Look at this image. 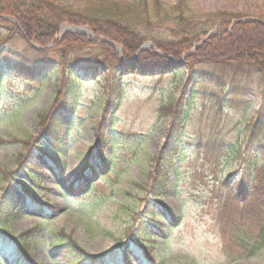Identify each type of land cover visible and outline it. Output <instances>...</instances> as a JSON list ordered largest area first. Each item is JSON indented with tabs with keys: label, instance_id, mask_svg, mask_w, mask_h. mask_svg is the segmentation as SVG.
Here are the masks:
<instances>
[{
	"label": "rangeland",
	"instance_id": "1",
	"mask_svg": "<svg viewBox=\"0 0 264 264\" xmlns=\"http://www.w3.org/2000/svg\"><path fill=\"white\" fill-rule=\"evenodd\" d=\"M47 1L80 12L90 3H111L115 7L136 0ZM137 1L148 2L151 17L138 27L147 37L138 52L151 49L161 55L150 38L171 39L175 22L169 18L156 22L152 5L158 3V12L166 13L177 0ZM187 1L190 12L203 18L216 10L225 17L226 12L243 19L264 17V0ZM20 31L14 18L0 16L1 66L17 56L29 58L28 66L34 64L30 45H37L22 39ZM64 33L85 35L94 44L111 45V40L94 35L86 25L61 24L54 39ZM50 46L52 43L45 45ZM111 46L125 70L118 74L115 87L106 90L98 86L94 75H77L78 80L67 91L72 110L69 123L64 126V140L55 153L46 143L32 146V139L40 135L41 129L36 113L66 94L61 73L55 69L46 73L45 67L43 75L31 81L13 72L0 73V264H31L18 259L2 234L4 229L14 236L30 232L29 250L36 264H72L64 259V245L70 242L88 255L73 264H264V243L254 254L244 256L228 237L232 226L229 216L254 235L261 226L252 217L259 212L255 200L234 201L240 169L225 155L197 149L198 140L205 143L210 138L228 147L243 142L244 126L264 100L262 85L253 80L248 91L231 95L232 98L224 93L222 96L221 91L206 82L189 86L183 57L167 56L174 65L180 63L171 72L140 74L131 67L133 57L125 60L120 46ZM87 47L71 53V58L76 57L79 63L101 64V52L96 46ZM54 58L55 53L47 55L51 63ZM119 92L121 95L116 98ZM170 98L183 101L188 113L183 129L184 147L167 174V192L159 203L148 193L145 182L168 124L167 118L159 117L158 108ZM102 118L109 142L105 165L100 164L98 151L92 150L91 128ZM19 155L21 161H16ZM90 164L94 177L91 180L87 176V188L79 193L69 190L74 181L87 173L85 168ZM258 166L262 170L259 173L264 172V161L259 160ZM32 174H38L39 179H30ZM250 176L249 182H258L257 175ZM5 187L14 193L9 217H5V210L9 209H5L3 200ZM26 193L49 200L53 208L33 204Z\"/></svg>",
	"mask_w": 264,
	"mask_h": 264
},
{
	"label": "trees",
	"instance_id": "2",
	"mask_svg": "<svg viewBox=\"0 0 264 264\" xmlns=\"http://www.w3.org/2000/svg\"><path fill=\"white\" fill-rule=\"evenodd\" d=\"M187 2V0H177L170 12L166 13L164 10L158 12L157 9L160 6L158 3L152 5L156 22L164 21L166 18L175 22L171 39L150 38L155 48L161 52L160 55L151 49L138 52L141 45L147 40L138 27L143 26L151 19L148 13L149 5L146 1L136 0L115 7L111 3H90L85 10L79 12L47 0H0V16L6 15L14 18L21 26L20 34L24 37L22 39L27 43L35 42L37 45H30L34 53L32 66L27 65L29 58L17 56L14 60L4 62L6 63L4 67L0 65V73L13 72L24 80L31 81L37 76H42L44 68L48 67L45 70L46 73L55 69L63 76L62 83L66 94L60 99L55 98L52 106L43 108L36 113V122L41 129L40 135L32 139V146L34 143L37 145L46 143L47 147L53 151L52 153H55L57 147L63 142V129L69 123L68 115L72 112L71 99L67 91L72 88L73 81L78 80L77 75H94L98 86L106 90L115 87L118 74L125 70L122 60L117 56V53L111 50L112 46L106 42L94 44L85 35L73 33H64L59 39H54L61 24L86 25L94 35L104 37L111 40L113 44L119 45L122 57L125 60L133 57L131 67L140 74L162 75L171 72L177 66L171 63L167 57L170 55L175 59L183 57L188 72L186 82L189 86L194 87L199 81L206 82L221 91L222 96L224 93L231 98L248 91L253 80L264 88V17L243 19L231 12H226L225 17L216 10L204 15L205 18H203L199 14L191 13ZM8 30L12 33L15 32L13 31L15 29ZM205 36L207 37L205 41L196 45ZM48 43H52V46L45 47ZM88 45L96 46L95 48L101 52V64L79 63L76 57L71 58L73 57L71 53L81 47L88 48ZM49 53L56 54L52 63L50 59H47ZM4 68L8 71H5ZM53 85V90H56V83ZM120 95L119 92L115 97H120ZM192 99L191 95L188 98L189 106ZM158 111L161 113L159 117L168 119V124L164 140L149 165L150 174L145 185L147 184L148 193L156 197L160 203L161 197L165 196L167 192L169 183L167 174L184 147L183 129L187 121L188 110H186L183 101L170 98L159 106ZM104 128L106 130L107 127L102 118L93 124L91 130L94 135L92 150L95 148L98 151L102 162L100 164L105 165L107 161L105 151L109 142ZM244 131L246 133L243 142L228 147V145H223L210 138L205 143L198 140L197 149H202L210 154H222L235 161V166L240 169L241 175L237 183V191L233 195L234 201L236 198L247 201L252 199L256 201L255 205L259 206V212H256L257 216H252L261 224L255 235L231 216L228 218V222L232 225L228 234L229 239L237 244L244 256H250L257 252L260 245L264 243V172L259 173L262 170H258L259 160L264 161V155L262 156L264 150V100L260 102L259 107L245 124ZM21 156L19 155L16 161H21ZM52 159L54 160V155H52ZM22 160L26 162L25 157H22ZM85 170L87 173L74 181L75 183L70 185L69 190L79 193L87 188L89 185L87 176H90L92 180L94 174L91 164ZM37 175L32 174L30 179L38 180ZM250 175L254 177L257 175L258 182H249ZM26 195L31 198L33 204H41L48 209L53 208L49 200L36 198L33 193H26ZM13 198L14 193L11 188L5 187L3 200L6 203L5 209L9 208L5 210L7 212L5 215H8L5 217H9L11 214ZM259 214L262 216L260 217ZM29 233L28 231L14 236L6 229L2 231L19 260L36 264L34 254L29 250ZM64 250V259L72 264L76 259L78 262L79 259L88 257L72 242L64 245ZM92 259L98 260V258Z\"/></svg>",
	"mask_w": 264,
	"mask_h": 264
},
{
	"label": "water",
	"instance_id": "3",
	"mask_svg": "<svg viewBox=\"0 0 264 264\" xmlns=\"http://www.w3.org/2000/svg\"><path fill=\"white\" fill-rule=\"evenodd\" d=\"M74 28H76V27H74ZM84 32V31H83ZM88 34H91L90 32H88ZM110 44H112L111 42H109ZM147 45H149V44H147ZM176 65H180V63H177Z\"/></svg>",
	"mask_w": 264,
	"mask_h": 264
}]
</instances>
